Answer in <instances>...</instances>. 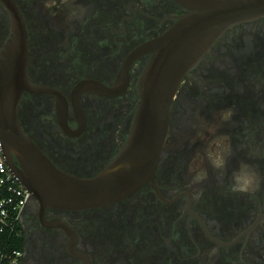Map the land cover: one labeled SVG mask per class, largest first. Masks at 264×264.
Segmentation results:
<instances>
[{
	"label": "flooded vegetation",
	"instance_id": "flooded-vegetation-1",
	"mask_svg": "<svg viewBox=\"0 0 264 264\" xmlns=\"http://www.w3.org/2000/svg\"><path fill=\"white\" fill-rule=\"evenodd\" d=\"M11 2L27 31L28 81L44 88L19 97L23 135L56 168L78 177L100 174L130 134L139 81L152 56L131 55L186 10L174 0ZM73 9L84 15L72 17ZM11 32L10 11L0 0V56ZM226 109L234 115L223 126L232 149L225 179L212 169L209 179L192 186L183 174L202 145L193 142L192 129L202 116ZM0 123V140L20 145L11 165L23 174L31 149L3 128L5 113ZM240 161L264 176V18L227 30L182 80L153 186L72 211L45 205L30 192L18 221L22 249L11 264H264V186L251 198L227 192ZM212 248L217 253L210 257Z\"/></svg>",
	"mask_w": 264,
	"mask_h": 264
},
{
	"label": "water",
	"instance_id": "water-1",
	"mask_svg": "<svg viewBox=\"0 0 264 264\" xmlns=\"http://www.w3.org/2000/svg\"><path fill=\"white\" fill-rule=\"evenodd\" d=\"M2 1L11 14L12 32L0 56V115H7L3 128L31 149L26 153V171L18 174L11 165L12 152L20 146L14 139L0 140L3 154L9 169L39 201L71 211L109 205L145 184L153 186L169 130L170 105L182 80L227 30L264 18V0H174L186 12L175 16L176 22L167 31L131 55L152 54L139 81L140 102L126 142L103 172L78 177L56 168L21 131L16 117L20 95L24 90L43 92L44 88L28 81V38L21 14L11 0Z\"/></svg>",
	"mask_w": 264,
	"mask_h": 264
},
{
	"label": "clouds",
	"instance_id": "clouds-1",
	"mask_svg": "<svg viewBox=\"0 0 264 264\" xmlns=\"http://www.w3.org/2000/svg\"><path fill=\"white\" fill-rule=\"evenodd\" d=\"M45 6L50 7L51 5L46 3ZM84 11L85 10L83 9H73L71 16H83ZM233 115L234 113L231 109L220 111L218 114L220 124L231 122ZM220 124L205 123L201 130L197 132V138L203 139L205 133L210 137L203 150V157L207 159L210 166L217 172L218 179L224 181L225 172L232 157V149L230 137L218 134ZM252 155L259 156L261 153L254 150ZM207 179L208 170L206 168H201L193 171L190 183L193 185H201ZM262 186H264V176L257 171L253 164L246 161H240L238 166L230 174V179L227 184V192L229 194L246 195L251 198L260 191ZM216 253L217 249L212 248L208 255L211 257L215 256Z\"/></svg>",
	"mask_w": 264,
	"mask_h": 264
},
{
	"label": "built area",
	"instance_id": "built-area-1",
	"mask_svg": "<svg viewBox=\"0 0 264 264\" xmlns=\"http://www.w3.org/2000/svg\"><path fill=\"white\" fill-rule=\"evenodd\" d=\"M31 193L19 182L12 172L3 154L0 142V231L13 232L18 224L21 212ZM20 251H14L8 261L11 264L18 258ZM2 259V256H0Z\"/></svg>",
	"mask_w": 264,
	"mask_h": 264
},
{
	"label": "rangeland",
	"instance_id": "rangeland-1",
	"mask_svg": "<svg viewBox=\"0 0 264 264\" xmlns=\"http://www.w3.org/2000/svg\"><path fill=\"white\" fill-rule=\"evenodd\" d=\"M219 112L220 111L215 113V116L213 118H205L202 116L200 119H198V124L194 125L195 127L192 129L193 131L191 133V136L192 135L195 136L193 141L201 142L202 145L201 146L198 145V149H196L193 156H191L190 161H188V163H187L188 167H187L186 171H184L183 176L188 180L187 182H189V183H190L191 176H192L194 170L206 168L208 170V179L210 177V172L212 171L213 168L210 166L207 159L203 157V150L206 146L207 140L210 137H208L207 133H205V137L203 139H199V138H197V132L201 130V128L203 127V125L205 123H207V124H220V121L218 119ZM226 124H229V123H226ZM226 124H220L218 134L226 135V133L223 129V126H225ZM198 153H199V155H198ZM191 185L195 186V187L197 186V185H193V184H191ZM199 191H200V189H199ZM210 209L216 212L218 209V206L214 207L213 204L211 205V203H210Z\"/></svg>",
	"mask_w": 264,
	"mask_h": 264
},
{
	"label": "trees",
	"instance_id": "trees-1",
	"mask_svg": "<svg viewBox=\"0 0 264 264\" xmlns=\"http://www.w3.org/2000/svg\"><path fill=\"white\" fill-rule=\"evenodd\" d=\"M18 224L15 230L11 233L9 231H0V264H9V257L14 251H21L22 238L17 235Z\"/></svg>",
	"mask_w": 264,
	"mask_h": 264
}]
</instances>
